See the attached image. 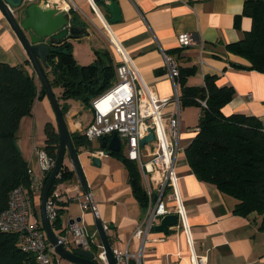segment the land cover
<instances>
[{
  "label": "crops",
  "instance_id": "1",
  "mask_svg": "<svg viewBox=\"0 0 264 264\" xmlns=\"http://www.w3.org/2000/svg\"><path fill=\"white\" fill-rule=\"evenodd\" d=\"M71 1L77 6V10L69 14V23L73 22L74 17L86 25L88 34L68 41L72 43L76 61L87 64L89 61L79 57L74 46L81 41H88L94 42L92 48L103 47L102 41L99 42L95 37L98 23H104L103 17L95 6L97 13L94 12L91 0ZM115 1L120 7L122 19L111 23L112 28L133 58L144 80L152 84L153 91L160 98L172 97L174 93L172 81L167 76L163 51L177 66L195 69L194 74L187 78L186 85L201 86L205 75H214L218 77V86L233 87L232 99L221 108L225 115L238 112L264 120V72L245 68L249 66V62L227 49V44L240 40L251 28V18L242 14L244 0ZM95 4L103 14L110 16L101 2L97 1ZM179 33L190 34L192 43L180 46L177 42ZM112 54L117 61L114 51ZM91 56L94 59L93 52ZM0 63L23 65L34 76L37 86L41 87L24 47L1 10ZM45 72L50 81L52 75L49 67ZM57 89L61 88L52 87L59 104L68 105L64 118L69 132H80L90 121L91 111L90 115L83 112L89 108L83 107L79 101L60 99L61 91L58 92ZM189 106L197 112V119L195 125L189 127V119H182L183 106L180 107V141L184 140V148L197 132L196 125L200 114L199 105L198 108L195 104ZM190 107L184 108L185 111ZM54 117L49 100L44 95L34 101L31 114L20 119L16 131V147L33 176L42 181L43 173L34 148L45 145L44 126L47 122L57 130ZM100 145V140L91 142L92 148ZM89 152L90 150L80 147L77 154L88 192L92 193L97 207V218L108 226L106 234L110 245L121 248L129 242L130 251L140 254L141 264H188L189 249L182 228H168V234L152 228L143 243L141 239L133 236L136 226L144 219L145 211L134 195L127 168L121 159L110 154L99 158L100 165L95 166ZM63 162L73 170L67 155ZM176 171L190 234L196 249L208 253L207 264H264V229L260 228V216L256 213H234V198L221 193L215 185L199 180L188 165L184 152L178 154ZM55 190L66 201L64 212L60 216L62 227L75 219L84 224L88 233L93 234L96 231V217L90 210H82L75 198L84 193L75 172L74 178L58 183ZM33 204L36 216L41 219L40 198L33 196ZM173 206L174 202L164 200L160 209ZM92 241L94 245L101 244L97 232ZM61 263L74 264L68 261Z\"/></svg>",
  "mask_w": 264,
  "mask_h": 264
},
{
  "label": "trees",
  "instance_id": "2",
  "mask_svg": "<svg viewBox=\"0 0 264 264\" xmlns=\"http://www.w3.org/2000/svg\"><path fill=\"white\" fill-rule=\"evenodd\" d=\"M99 2L103 6L107 3L105 0ZM73 11L70 9L69 14ZM242 14L251 18V28L240 40L227 44V49L249 62L245 68L264 72V0H244ZM104 16L107 20L110 17ZM72 20L86 27L74 17ZM72 49V43L68 40L51 46L46 58L52 75L50 84L61 88L60 99L79 101L83 107L89 108L90 101L106 91L116 79L115 67L118 62L108 49L94 48L93 61L79 64ZM194 72L193 67L178 66L176 79L180 89V107L192 104L200 107L196 125L198 130L184 149L186 161L199 180L215 185L221 193L234 198V213H256L261 218L260 228L264 229L263 124L257 117L244 113L225 115L221 108L232 99L233 87L218 86V77L214 75H205L201 86L186 85L187 78ZM44 95L42 87L37 86L34 76L23 65L0 63V211L5 208L8 192L12 188L18 185L29 187L27 162L15 145V137L20 119L31 114L34 101ZM199 99L205 100L206 107L200 105ZM60 107L65 115L68 105L63 103ZM44 134V149L56 159L58 132L47 122ZM70 137L76 151L80 147L92 149L91 142L79 132H70ZM108 138H101L100 142ZM109 154L121 159L127 168L134 195L146 211L148 196L137 165L124 157L121 149ZM49 173L43 177L44 182ZM72 178L74 171L62 164L48 194L51 195L58 183ZM63 212V207L57 210L56 218L51 223L53 230L62 228L60 216ZM90 250L97 252V245L93 243ZM29 258L28 254L20 251L16 234L0 231V264H26Z\"/></svg>",
  "mask_w": 264,
  "mask_h": 264
},
{
  "label": "built area",
  "instance_id": "3",
  "mask_svg": "<svg viewBox=\"0 0 264 264\" xmlns=\"http://www.w3.org/2000/svg\"><path fill=\"white\" fill-rule=\"evenodd\" d=\"M33 1V0H22ZM62 8L54 0H43L46 6L57 7L59 10L69 13L70 9L77 10V6L69 0ZM91 6L101 11L91 0ZM96 7V9L94 8ZM102 14V13H101ZM102 17L103 32L107 41L117 55L115 67L116 79L111 86L102 94L90 101L89 110L91 119L80 133L90 142L105 139L115 133L120 141V148L124 145V157L136 163L142 186L148 196V205L141 224H138L133 236L146 240L151 228L159 222L161 217L168 213L177 215V224L169 229L182 228L189 249L188 264H207V252H199L190 234L187 212L183 204L179 189V176L176 171L177 157L184 152V146L180 145L181 119L179 89L176 79L178 66L176 62L163 51L164 63L167 76L172 81L174 93L172 97L160 98L154 91L151 83L144 80L133 58L130 56L121 40L115 34L112 24ZM177 42L180 46L192 43L191 35L179 33ZM117 80V81H116ZM202 107H206L205 100L199 99ZM264 130V120H261ZM198 130V128L196 127ZM152 133V139L145 146L140 145V140ZM108 140H105L108 142ZM38 165L43 173H49L55 164V158L50 156L42 147L34 148ZM91 157L102 158L108 156V150L100 146L94 147L89 152ZM29 175V187L18 185L12 188L7 195V203L0 211V231L17 235V245L23 253L30 256L26 264H62L61 258L54 246L48 241L41 219L34 211L33 196L40 198L43 181L35 178L32 171L27 169ZM82 210H90L97 218L98 211L91 192H84L75 197ZM172 201L174 206L161 210L163 202ZM63 195L55 189L48 194L46 210L49 222L56 218L57 210L64 208ZM66 205V204H65ZM160 217V218H159ZM107 232L108 226L102 223ZM58 242L66 249L72 250L77 245L84 249H90L93 244L92 237L86 231L84 224L73 220L65 227L54 231ZM130 243L124 247L115 248L111 251L116 264H141L140 254L130 251ZM96 258L106 264L105 251L101 244H97Z\"/></svg>",
  "mask_w": 264,
  "mask_h": 264
},
{
  "label": "water",
  "instance_id": "4",
  "mask_svg": "<svg viewBox=\"0 0 264 264\" xmlns=\"http://www.w3.org/2000/svg\"><path fill=\"white\" fill-rule=\"evenodd\" d=\"M100 1V0H93ZM22 5V0H0V10L7 19L11 28L20 40L29 62L40 81L42 90L47 96L51 108L53 110L57 132L59 135L58 150L56 154L55 164L49 175L43 183L40 196V215L44 232L49 242L54 246L58 255L64 260L74 264H105L101 263L95 256L94 251L84 249L81 245H77L72 250L66 249L58 242V238L53 231L51 223L48 219L46 210V200L53 183L58 176L61 165L64 164V157L67 155L73 166V170L78 179L80 187L84 192H88L87 182L78 158L77 151L72 143L70 132L67 128L64 115L61 111L60 104L52 90V86L47 77L45 69L48 67L46 58L50 52L51 46L60 44L65 40H74L83 35H87L86 27L76 23H69V13L59 10L57 7L45 6L41 3L31 2L25 9H22L20 18L14 14V10ZM110 17V23H116L122 19L120 7L115 0H110L105 5ZM152 139V133L140 140V145L145 146ZM101 148L108 150V155L112 151L120 150V141L114 133L107 141H103ZM93 165L99 166L98 157H92ZM75 220V219H74ZM71 220L70 222H72ZM77 221V220H75ZM177 224V215L168 213L161 217L159 222L153 226V229L164 234H168L169 227ZM96 232L100 243L105 251L106 264H116L111 251V245L108 240L106 231L99 218H95L94 222Z\"/></svg>",
  "mask_w": 264,
  "mask_h": 264
},
{
  "label": "rangeland",
  "instance_id": "5",
  "mask_svg": "<svg viewBox=\"0 0 264 264\" xmlns=\"http://www.w3.org/2000/svg\"><path fill=\"white\" fill-rule=\"evenodd\" d=\"M31 2H36L35 0H33V1H31ZM31 2H29V1H24V2H22V5L20 6V7H18V8H16L17 9V11H15L14 10V14L18 17V18H20V16H21V11H22V9H25V7L29 4V3H31ZM69 3H71V1L69 0L68 1ZM37 3V2H36ZM39 3H41V4H43V5H45L46 6V4L44 3V2H42V1H40ZM77 9V8H76ZM99 9V8H98ZM100 10V9H99ZM101 11V10H100ZM95 12V11H94ZM102 13V12H101ZM96 14V13H95ZM103 14V13H102ZM99 24V26H97V29H96V35H95V37L99 40V42L100 41H102V45H103V47H101L102 49H108V51L110 52V53H112L113 51V49L111 48V46H110V44L108 43V41H107V37L105 36V34H104V32H103V27H102V24H101V22H99L98 23ZM91 25V24H90ZM80 44H82V45H80ZM94 44V42L93 43H91V42H88V41H81V42H79V45H75L74 47H75V51H76V53H78V55H79V57H81L83 60H87V61H89V62H87V64L88 63H90V62H92V60H93V57L91 56L92 55V52H93V49L94 48H92L91 46ZM92 48V49H91ZM101 48H98V49H101ZM90 57H92V58H90ZM83 64H86V63H83ZM117 81V80H116ZM57 91L58 92H60L61 91V89H57ZM61 105V104H60ZM188 107H190L189 105H187ZM187 106H183V109L181 110V116H182V119H185V117H187V119H189L188 120V122L190 123L189 124V127H193L194 125H195V123H196V119H197V112L196 111H194L195 109H193L192 107H190L189 109H187V111H185V109L184 108H186ZM195 107H197L198 108V106L197 105H195ZM83 112H85V113H87V114H89L90 115V110L89 109H84L83 110ZM66 114V113H65ZM55 118V117H54ZM190 130H191V128H189ZM193 129V128H192ZM80 133V132H79ZM81 134V133H80ZM182 144H184V140H182V141H180V145H182ZM44 146L45 145H40L39 147H42V148H44ZM93 149V148H92ZM91 149V150H92ZM122 151H124V145L122 144ZM181 229V228H180ZM62 262H66V261H64V260H61ZM54 264V263H53Z\"/></svg>",
  "mask_w": 264,
  "mask_h": 264
},
{
  "label": "bare ground",
  "instance_id": "6",
  "mask_svg": "<svg viewBox=\"0 0 264 264\" xmlns=\"http://www.w3.org/2000/svg\"><path fill=\"white\" fill-rule=\"evenodd\" d=\"M55 2H58L62 8H66L67 7V3L65 1H62V0H54ZM104 21V19H103ZM105 23V21H104Z\"/></svg>",
  "mask_w": 264,
  "mask_h": 264
},
{
  "label": "flooded vegetation",
  "instance_id": "7",
  "mask_svg": "<svg viewBox=\"0 0 264 264\" xmlns=\"http://www.w3.org/2000/svg\"><path fill=\"white\" fill-rule=\"evenodd\" d=\"M208 254V253H207ZM207 258H208V256H207Z\"/></svg>",
  "mask_w": 264,
  "mask_h": 264
}]
</instances>
